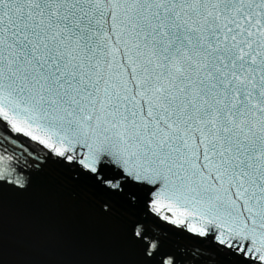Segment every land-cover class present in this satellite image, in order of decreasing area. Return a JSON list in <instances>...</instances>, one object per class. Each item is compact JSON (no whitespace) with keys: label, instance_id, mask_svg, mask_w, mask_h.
<instances>
[{"label":"snow or ice","instance_id":"snow-or-ice-1","mask_svg":"<svg viewBox=\"0 0 264 264\" xmlns=\"http://www.w3.org/2000/svg\"><path fill=\"white\" fill-rule=\"evenodd\" d=\"M0 264H264V0H0Z\"/></svg>","mask_w":264,"mask_h":264}]
</instances>
